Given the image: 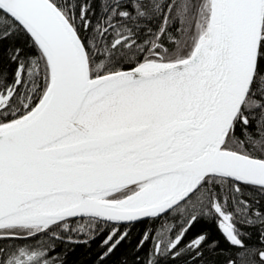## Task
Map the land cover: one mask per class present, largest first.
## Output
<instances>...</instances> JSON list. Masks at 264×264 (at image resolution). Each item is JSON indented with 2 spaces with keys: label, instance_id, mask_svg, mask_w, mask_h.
Returning <instances> with one entry per match:
<instances>
[{
  "label": "snow or ice",
  "instance_id": "6c2138e0",
  "mask_svg": "<svg viewBox=\"0 0 264 264\" xmlns=\"http://www.w3.org/2000/svg\"><path fill=\"white\" fill-rule=\"evenodd\" d=\"M0 264H264V0H0Z\"/></svg>",
  "mask_w": 264,
  "mask_h": 264
},
{
  "label": "trees",
  "instance_id": "16d2710c",
  "mask_svg": "<svg viewBox=\"0 0 264 264\" xmlns=\"http://www.w3.org/2000/svg\"><path fill=\"white\" fill-rule=\"evenodd\" d=\"M153 227H156V225H153ZM199 227V226H198ZM79 252H84L86 249H78Z\"/></svg>",
  "mask_w": 264,
  "mask_h": 264
}]
</instances>
